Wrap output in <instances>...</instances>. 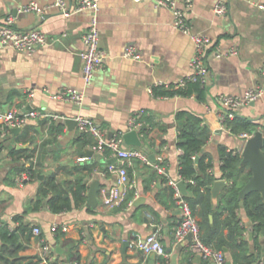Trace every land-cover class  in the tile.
I'll return each mask as SVG.
<instances>
[{
    "label": "crops",
    "instance_id": "0c3cea01",
    "mask_svg": "<svg viewBox=\"0 0 264 264\" xmlns=\"http://www.w3.org/2000/svg\"><path fill=\"white\" fill-rule=\"evenodd\" d=\"M28 1L0 0V24L8 13H17L14 23L18 28L38 27L48 36L47 43L32 53L11 46L0 48V110L38 111V115L29 117L25 125L28 126L27 138L21 137L24 127H20L16 132L11 129L0 140V219L15 227L19 224L14 219L18 215L32 227L38 226L42 237L52 245L55 256L61 255L64 261L66 253L73 250L79 253V264H158L157 258L161 256L146 253L136 245L137 240L156 231L168 253L169 264H212L189 251V236L178 242L174 238L175 225L181 218L180 208L174 200L171 202L164 187L171 185L169 180L178 182L182 179L179 173L182 150L176 144L181 123L178 113L187 111L197 115L201 125L209 129L201 153L210 156L216 179L222 178L221 147L240 152L250 132L243 130L248 135L242 136L221 126L217 114L223 108L218 95L242 94L255 84L264 87V76L260 72L264 62V10L255 4L257 0H229L227 14L219 15L213 9L216 0L191 1L186 11L191 32L204 33L210 38L206 52L208 80L204 99L200 100L195 94L160 96L149 90L159 81L175 82L192 71L193 41L189 34L174 26L170 8L156 6L151 0H99L95 11L83 9L68 15L55 8L41 14L18 12L19 5ZM35 1L44 4L52 0ZM70 1L75 3V0ZM93 13L97 17L99 41L105 57L91 83L84 85L80 55L84 48L82 35ZM128 44L140 49L141 59L123 55ZM217 47L223 50L235 47L236 53L216 56ZM65 86L82 89L83 101L73 103L55 97V93ZM29 89L35 93L30 101ZM137 111L142 112V124L137 130L146 149L137 147L147 157L154 153L156 160L149 163L138 160L136 165L132 164L134 187L137 196L143 197L138 204L108 206L102 200L101 191L117 182L116 173L108 169V164L115 161L110 156L111 150L109 147L101 152L95 150L87 160H81L80 156L86 155L84 149L93 148L96 140L76 127L70 129L66 119L80 113L110 131H117L125 130L129 117ZM50 113L63 118L51 119ZM234 117L251 121L255 129L264 133V92L255 101L238 106ZM53 123L62 124L63 128L41 151L43 170L57 168L58 177L64 180L74 177L73 165L95 161L96 165L87 177L86 197L90 182L97 179L100 185L96 205L87 204L86 199V203L78 207L53 212L44 199L37 209H32L44 174L40 173L42 178L38 175L22 184L16 183L15 177L22 166L31 162L18 149L35 147L32 157L37 159L40 143L49 136V127ZM84 136L92 142L84 143ZM124 146L134 145L124 142ZM155 171L158 175L153 178ZM223 187L216 197H212L214 205ZM181 192L190 194L186 183ZM238 215L247 227L244 236L251 242L248 230L251 220L242 206ZM53 224L58 228L54 230ZM62 225L68 228L63 230ZM259 240L263 243L264 235H259ZM56 245L61 247V253L56 251ZM39 249L40 243L32 235L19 254L25 257L38 255ZM228 254L226 252L225 256L230 260Z\"/></svg>",
    "mask_w": 264,
    "mask_h": 264
},
{
    "label": "trees",
    "instance_id": "16d2710c",
    "mask_svg": "<svg viewBox=\"0 0 264 264\" xmlns=\"http://www.w3.org/2000/svg\"><path fill=\"white\" fill-rule=\"evenodd\" d=\"M174 84L171 82L153 85L152 92L160 96L195 94L200 100L204 99L206 86L199 81L186 80L184 85L178 87H175ZM178 118L181 123L176 144L182 150L179 155V173L190 192V194H182V196L188 201L192 213L198 219L202 241L222 250L225 255L228 252V256L234 264H264V242L259 240V235H264V202L258 191H251L243 198H239L238 194L239 189L251 174L248 164L241 162V154L238 150L221 147L220 176L225 178L228 184L222 188L218 202L214 205L211 187L217 177L210 156L201 153L202 147L209 137V129L201 125L200 118L193 113L180 111ZM225 124L233 133H241L243 130L252 133L255 129L254 123L237 117L226 119ZM62 128V124H51L49 136L40 143L36 161H31L29 165H23L20 170H27L34 179L40 173L44 174L43 179L40 180L35 200L31 205L32 209H37L44 199L53 212L69 210L86 203L87 177L95 167V161L73 165L71 171H73L74 177L64 180L58 177L57 168L46 172L43 170L44 161L41 160V151L55 140L54 135L61 132ZM27 134L28 126H24L21 137L25 139ZM82 141L91 143L92 139L84 136ZM18 151H23L25 158H31L34 155L35 147L29 150L18 149ZM133 170V165L128 167V174L131 178ZM157 175V171L152 173L153 178H156ZM163 180L165 179L163 178ZM164 189L172 202L174 200L173 186L167 184ZM134 193L135 188L127 189L124 200L120 204L125 205L134 196ZM241 206L251 220L248 229L251 242L248 237L244 236L247 227L242 224L238 215V209ZM14 219L18 220L19 224L13 228H10L7 223L0 225V264H38V255L25 257L19 254V251L27 245L32 236V226L23 222L21 216L17 215ZM57 231L56 239L59 240ZM60 256L57 255L52 264H79L77 251L72 250L66 253L65 261ZM157 260L158 264H165L163 257H158Z\"/></svg>",
    "mask_w": 264,
    "mask_h": 264
},
{
    "label": "built area",
    "instance_id": "2783aa9c",
    "mask_svg": "<svg viewBox=\"0 0 264 264\" xmlns=\"http://www.w3.org/2000/svg\"><path fill=\"white\" fill-rule=\"evenodd\" d=\"M151 1L156 6H165L171 9L174 16V26L180 31L189 34L194 44V52L191 58L192 71L186 77L175 81V87L184 85L186 80L199 81L203 85H206L208 80L206 52L210 46V38L204 33L191 32L186 11L192 0ZM228 1L229 0H216L213 5L214 11L219 15H226L228 11ZM180 2L181 4L179 5ZM98 3L99 0H75V3L70 0H52L49 3L40 4L35 0H30L28 2L21 3L17 11L21 13L35 12L41 14L50 8H55L61 13L68 15L83 9H91L95 11L98 7ZM255 4L264 10V0H257L255 1ZM16 17L17 13L10 12L5 16L4 22L0 24V48L11 46L19 51L32 53L37 49V47L47 43L48 36L41 28H18L14 23ZM82 40L84 43V48L80 52L83 61L82 79L84 85H88L93 79L94 72L102 67L103 59L105 57V51L100 46L99 29L95 13H93L89 21L87 30L82 35ZM234 53H236L235 47H230L229 49L225 50L217 47L215 50L216 56ZM123 55L135 60H139L142 57L140 49H138L133 44H128L125 46ZM260 72L264 76V62L260 65ZM157 84L165 83H161L159 81ZM149 90L152 92V87H150ZM263 92L264 87L260 84H255L246 88L242 94L220 93L218 95V101L221 104L223 110L217 115L221 126L230 130V128L225 124L226 119L233 118L235 116V109L238 106L249 104L250 102L255 101L263 94ZM34 94L35 93L33 89L28 90L29 101L32 100ZM84 95L85 94L82 89L71 86L61 87L55 93V97L73 103H81L84 99ZM37 115L38 111L35 109H29L27 111H22L17 108L0 110V140H3L13 127H24L28 123L29 117ZM48 116H50L51 119H58L60 117L63 118L62 115L57 113H50ZM74 118L76 120L75 127L78 131L82 133H89L95 138L96 142L92 148L94 151L96 150L101 152L106 147L110 148V156L114 158L115 161L108 164V169L116 173L117 182L115 185L109 188H103L101 195L102 200L106 205H119L124 200L127 189L135 188V180L129 176L128 167L133 164L134 159L142 160L146 163L150 162L149 158L141 148L137 146H124L123 133L126 130L134 128L137 129L141 126L142 112L137 111L131 115L128 119V125L126 129L117 131H110L108 127L99 125L94 119L80 113ZM239 134L242 136L248 135L246 132H241ZM89 157L90 156L87 154L81 155L80 159L87 160ZM29 160L33 162L36 161L35 157H31ZM30 179L33 178L27 170L20 171L15 177L17 184H22L23 182ZM169 182L173 186L174 202L180 208L181 215L180 220L175 225V241L178 242L185 236H189V251L211 261L212 264H225L227 260L225 253L222 250L216 249L202 241L198 219L192 213L188 201L182 196V192L178 183L173 180H169ZM136 197L137 192L135 190L134 196L127 201L126 206H132ZM4 223L5 222L0 219V225ZM8 226L13 228L10 224H8ZM52 227L55 230L58 228V225L53 224ZM61 228L66 230L68 227L66 225H62ZM32 235L36 237L40 243L38 264H52V261L55 260L56 257L53 247L42 237L41 230L38 226L32 227ZM136 245L146 253L154 252L157 255L163 257L165 264H169L168 253L165 250L164 245L162 244L156 231H153L145 237L137 240Z\"/></svg>",
    "mask_w": 264,
    "mask_h": 264
},
{
    "label": "water",
    "instance_id": "95a60500",
    "mask_svg": "<svg viewBox=\"0 0 264 264\" xmlns=\"http://www.w3.org/2000/svg\"><path fill=\"white\" fill-rule=\"evenodd\" d=\"M66 123L70 129H73L76 125V120L75 118H67ZM12 130L16 132L20 130V127H13ZM123 139H124V142L127 143L128 145L139 146V147H142V149H146L145 148L146 146L142 144L138 130L135 128L126 130L123 133ZM80 145H82L81 142H80ZM263 146H264V133L260 129H255L251 133V135L248 136L244 141V144L240 151L241 162L248 164L251 170V174L249 175L247 181L239 189V192H238L239 198H243L251 191H258L264 202V149H263ZM84 150L86 154L89 156H92L94 153V150L92 148H85ZM44 152H45V149H44ZM42 157H44V153L42 154ZM148 158L152 162H155L156 160L154 153H150ZM133 162L136 165L138 162V159H134ZM42 177H43V174H39V178H42ZM177 183L180 189L184 188L185 183L183 179L179 180ZM227 184H228V181L223 178L216 179L213 182L212 187H211L212 197H216L220 188ZM99 185H100V182L97 179L90 182L88 193H87V204L96 205L97 192L99 189ZM142 198H143L142 196H137L134 199V204H138ZM55 249L58 253L62 252V249L59 245H56ZM153 255L154 253L152 254V256ZM225 264H234V263L231 260H227Z\"/></svg>",
    "mask_w": 264,
    "mask_h": 264
}]
</instances>
